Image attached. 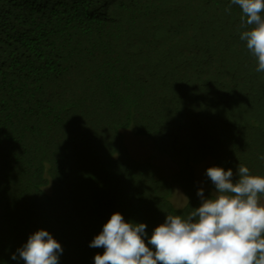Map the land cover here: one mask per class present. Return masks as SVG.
<instances>
[{
	"label": "trees",
	"instance_id": "1",
	"mask_svg": "<svg viewBox=\"0 0 264 264\" xmlns=\"http://www.w3.org/2000/svg\"><path fill=\"white\" fill-rule=\"evenodd\" d=\"M241 15L231 0H0V264H25L40 229L58 264H94L114 212L145 223L147 244L212 195L208 167L264 175V72ZM125 129L176 170L134 157Z\"/></svg>",
	"mask_w": 264,
	"mask_h": 264
},
{
	"label": "clouds",
	"instance_id": "2",
	"mask_svg": "<svg viewBox=\"0 0 264 264\" xmlns=\"http://www.w3.org/2000/svg\"><path fill=\"white\" fill-rule=\"evenodd\" d=\"M242 10L240 39L264 72V0H231ZM233 171L210 166L206 175L215 190L187 217L168 214L145 243V223L125 221L114 212L90 247L103 248L94 264H264V175L238 165ZM151 245V247H149ZM25 264H58L61 244L45 229L18 250ZM13 254L12 259H16Z\"/></svg>",
	"mask_w": 264,
	"mask_h": 264
},
{
	"label": "rangeland",
	"instance_id": "3",
	"mask_svg": "<svg viewBox=\"0 0 264 264\" xmlns=\"http://www.w3.org/2000/svg\"><path fill=\"white\" fill-rule=\"evenodd\" d=\"M122 132L124 141L131 154L137 159L150 161L159 175L168 177L176 170V165L165 154L154 147L148 136L135 134L130 129L122 130ZM209 162L208 159H205L197 164L195 169L197 183L204 187H207V185L203 180L202 172L205 165ZM170 199L175 206L180 207L186 203V196L178 185H173ZM260 202L264 204V196L261 197Z\"/></svg>",
	"mask_w": 264,
	"mask_h": 264
}]
</instances>
